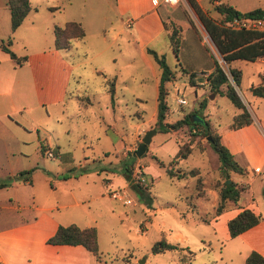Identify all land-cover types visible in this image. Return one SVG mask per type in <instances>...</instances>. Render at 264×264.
Here are the masks:
<instances>
[{"label":"rangeland","instance_id":"obj_1","mask_svg":"<svg viewBox=\"0 0 264 264\" xmlns=\"http://www.w3.org/2000/svg\"><path fill=\"white\" fill-rule=\"evenodd\" d=\"M50 1L55 4L32 0L38 8V12L34 11L39 16L38 26L34 35L22 30L25 42L15 43L14 35L10 34L14 42L12 50L24 56L35 47L52 45L53 29L46 30L43 26L47 17L53 15L59 21L57 25L65 20L80 21L84 36L73 38L70 46L80 39L78 47L66 51L72 73L63 102L39 104L36 84L27 76L24 66L18 68L17 87L10 92L8 86L1 89L0 180L11 177L16 186L0 188V192H12V200L3 201L12 208L3 209L0 224L32 220L46 213L57 215L65 222L63 225L95 226L99 255L81 247L82 251L73 258L75 264H244L246 256L240 238L226 235L227 227L225 230L221 220L216 223L210 220L215 215L216 185L222 183L224 173L199 125L158 130L146 145L145 154L133 155L145 130L155 127L157 83L151 68L137 52L129 51L123 38L114 36L116 29L132 30L126 27L125 17H119L114 2ZM198 1L212 16L218 17L214 0ZM226 1L237 5L240 11L264 6V0ZM164 4L168 9V15L165 14L168 29L174 26L181 37L179 59L187 70L178 69L168 37L159 36L150 44L158 53L165 54L172 69H178L166 82L170 109L165 121L174 122L190 111L209 119L211 111L212 120L223 125L238 109L227 96L212 92L205 72L213 69L217 59L229 75L228 64L188 0ZM6 15L7 10L3 13L0 10V40L4 41L10 29V18L6 19ZM0 53L9 58L3 49ZM232 65L243 71L240 83L234 86L242 98L249 100L245 85L252 79L256 81L259 65L244 59H236ZM111 80L115 82L113 98L109 91ZM179 97L185 102L179 103ZM210 126L216 132L212 123ZM140 128L145 130L137 136ZM187 141L192 144L191 153L176 159L179 144ZM131 144L135 146L129 150ZM48 151L53 155H48ZM131 162L132 179L136 174L143 176L142 185L147 186L149 199L145 192L143 196L140 194L124 173V164ZM166 168L184 175L169 176ZM192 168H197L198 174H192ZM23 170H28L24 176L29 183H24V177L13 178ZM198 176L204 191L212 189L204 197L202 208L196 205ZM228 176L238 187L245 185L236 181L235 171L228 170ZM108 178L113 181L111 185ZM112 190L123 193L131 202L111 197ZM263 190L264 183L263 188L256 185L244 190L240 202L252 196L263 205ZM73 193L79 203L68 205ZM160 239L177 247L153 252V243ZM69 256L62 255L60 263H68Z\"/></svg>","mask_w":264,"mask_h":264},{"label":"crops","instance_id":"obj_2","mask_svg":"<svg viewBox=\"0 0 264 264\" xmlns=\"http://www.w3.org/2000/svg\"><path fill=\"white\" fill-rule=\"evenodd\" d=\"M29 1L31 8L20 25H18V27H16L13 31L10 28L7 33L10 38V34L14 35L13 41L15 43L20 40L23 42L26 41V37H24L25 35L22 34L23 29H25L27 33L34 35L38 26L37 22L39 16L38 13L34 12H38V8L32 0ZM108 1L114 2L116 11L120 18L123 19V17H125L124 23L126 27L132 28V30H128L127 32H124L123 28L116 29L114 36L116 38H123V41L127 45L126 48L129 51L133 49L137 52L140 58L151 68L153 76L156 77L157 83L155 63L152 56L147 52V47H150V44L153 43L159 36L167 37L163 24V21L166 20L165 16L168 15L166 14L168 9L164 4L165 0ZM217 1L233 5L231 1L216 0V2ZM48 2L51 1L48 0ZM51 4L55 3L51 2ZM233 6L238 9V7H236L237 5ZM54 8L55 7H51V9ZM249 9H242L241 11ZM0 10H2V13L7 10L8 15H6V19L7 17L10 18L6 0H0ZM170 16L174 17L172 13ZM47 19L48 21L43 26V29H53L54 26L59 23V21H56L54 15L47 17ZM65 22L66 20L63 23ZM78 40L80 39L74 40L72 46L67 49H56L53 46V43L52 45L48 44L35 47L28 53H23L26 59L20 65H16L14 59H12L6 51L5 53L9 55V58L0 53V93L3 86H8L9 92L10 90H13L15 86L17 87L19 83L17 75L20 73L18 72V68L24 66L26 67L24 69H26L27 76L32 79V83L34 85L36 84V99L39 104H57L63 102L67 95V88L72 73V64L67 58L66 51H74L78 47L76 44L78 43ZM13 41L11 40V49H13ZM233 61L231 62V65ZM247 61H251L255 64L257 63L260 67L256 69V76L254 79L256 81H253L252 79L251 83L245 85V90L249 93V100L242 98L240 95L252 117V122L241 126H232L231 119L221 125L219 122L212 120L214 113L208 111L210 113L208 117L209 122L212 123L215 131L220 135L221 141L229 148V150L234 154V157L244 168L242 173L236 172V181L243 182L245 184L238 201H231L226 209H224L220 214L213 215L210 220L214 223L221 220L226 230L229 218L233 217L243 207L251 208L255 213L260 214L262 218L256 224L236 236L239 237L242 242L245 256H247L252 250L257 251L264 256V204L259 205V203L252 196L240 202L244 190L253 188L256 185L263 188L264 183V96L255 95L250 90V86L252 84H258L262 78L264 79V57ZM211 70L212 68L208 69L205 73H209ZM8 76H12L13 79ZM242 77L243 71L241 79ZM9 97L12 100L11 95ZM215 98L216 96L213 99ZM0 115L3 116V112H0ZM143 130H145V128H140L137 132V136ZM134 146L131 144L128 149L130 150ZM29 182V179H24V183ZM112 183L113 181L108 178V184L111 185ZM9 186L15 187L16 181L12 180L10 184L0 186V188ZM215 191L216 190L214 189V193ZM110 192L111 191H109V194ZM209 193H212L211 188L205 191L203 190L202 195H198L196 193L197 207L202 208L201 205L205 204V202H203L204 197ZM11 200L12 192H0V221L3 219V209L9 211V209L12 208L10 204H5L3 201L10 202ZM73 203H79L74 193L71 195V201L68 205ZM56 216L53 214L42 213L39 218L36 217L32 220H17L3 225L0 224V264H51V262L52 264H75L73 262V258L79 254L83 248L87 249L86 247L82 244H53L46 241L47 238L56 231L59 224L65 223L61 222ZM72 222H74V220ZM86 226H89V224ZM225 234L229 235L228 228L227 231H225ZM64 254L70 255L69 257L71 260L68 263H60V259ZM53 257L56 258V260H54Z\"/></svg>","mask_w":264,"mask_h":264},{"label":"trees","instance_id":"obj_3","mask_svg":"<svg viewBox=\"0 0 264 264\" xmlns=\"http://www.w3.org/2000/svg\"><path fill=\"white\" fill-rule=\"evenodd\" d=\"M194 11L196 12L199 20L207 31L209 37L213 41L217 50L221 54L223 60L228 64L229 75L224 70L222 65L214 60L213 69L205 75V79L210 86V89L214 93H219L227 96L231 103L239 110L232 117V126H241L252 122V117L244 104L241 96L238 94L234 84L240 83L242 70L239 67L232 66L231 62L235 59L255 60L259 57H264V29L258 28H245L237 27L233 25L232 21L235 18L249 17V18H262L264 19V7L257 6L246 11H240L233 5L226 2H215L213 4L214 10L218 13V17L212 16L207 10H205L198 2V0H188ZM9 13H10V28L15 30L18 25L22 22L26 14L31 8L29 0H6ZM191 23V21H190ZM166 36L170 39L171 48L177 57L176 65L178 69L185 70L182 62L179 59L180 41L181 37L177 34L176 28L172 26L171 30L168 29L166 21H163ZM192 25V23H191ZM54 40L53 46L56 49H67L71 45L73 38H83L84 29L80 21L68 20L62 25H55L53 28ZM11 38L8 37L5 41L0 40V47L4 51L8 52L10 57L14 59L16 65H20L26 59L25 56H18L10 47ZM147 52L152 56L155 63V70L157 75V111L155 120V129L167 131L170 129H177L182 125L193 127L199 125L205 135H207L208 141L212 149L217 154L220 162V170L224 173V180L222 183H218L217 187V202L215 205L214 214H220L226 209L230 202H236L240 198L241 192L244 186H236V182L229 179L228 170H233L238 173L244 171L243 166L234 157V154L229 148L221 141L220 135L211 129L210 122L208 119L203 118V122L195 121L191 119L193 111L186 113L183 117L175 120L174 122H166L165 117L169 112V105L167 103V85L166 82L170 81L174 76L176 69H172L167 63L165 54L158 53L155 49L147 47ZM193 76V72L189 73ZM231 77V79H230ZM114 84L113 80L110 81L109 91L113 98L114 95ZM224 85V88H222ZM252 93L258 96H264V79L258 84H252L250 86ZM203 105V103H202ZM44 148H42L43 150ZM192 150L191 142H182L179 144L174 157L176 159L186 158ZM130 158H134L129 154ZM132 162L129 165L124 164V173L130 180L131 184L139 190L143 196V192L146 193V197L149 199V193L147 192V186H143L132 179ZM162 165V162H161ZM166 173L169 176L183 177V173L175 172L170 168H166ZM28 170L17 172L13 178L24 177ZM192 174H198L197 168L190 170ZM12 178L9 177L5 180H0V186L10 184ZM197 194H203L202 181L200 176L197 177L196 181ZM262 216L255 213L249 207H243L233 217L227 221V228L229 235L234 237L242 231L256 224ZM49 243H67V244H82L95 256L99 255L97 230L95 226L80 227L75 223L70 224H59L56 231L50 235L47 240ZM177 244L168 242L164 239L157 240L152 245L153 252L164 251L166 249H174ZM244 264H264V256L259 252L252 250L245 258Z\"/></svg>","mask_w":264,"mask_h":264},{"label":"built area","instance_id":"obj_4","mask_svg":"<svg viewBox=\"0 0 264 264\" xmlns=\"http://www.w3.org/2000/svg\"><path fill=\"white\" fill-rule=\"evenodd\" d=\"M169 3H175L178 0H165ZM214 2H216V0H214ZM233 25L237 26V27H245V28H258V29H264V19L262 18H249V17H240V18H235L232 21ZM177 101L179 103L181 102H185V99L182 97H179L177 99ZM48 155L52 156L53 153L51 151L47 152ZM134 182H137L139 184H143V176L136 174V176L133 178ZM111 197L113 198H119L122 199L123 202L128 203L131 202L130 198H126L123 193H118L116 190H112L110 192Z\"/></svg>","mask_w":264,"mask_h":264},{"label":"water","instance_id":"obj_5","mask_svg":"<svg viewBox=\"0 0 264 264\" xmlns=\"http://www.w3.org/2000/svg\"><path fill=\"white\" fill-rule=\"evenodd\" d=\"M191 119H194L195 121L203 122V118L197 114H192ZM155 132H156V129L154 127L145 130V132L141 138V142H139L137 144V146L133 152L134 156H141V155L145 154L146 145L151 141V138ZM208 138H209V136H208ZM227 181L229 182L230 178L227 179ZM140 262H142V260H140Z\"/></svg>","mask_w":264,"mask_h":264}]
</instances>
